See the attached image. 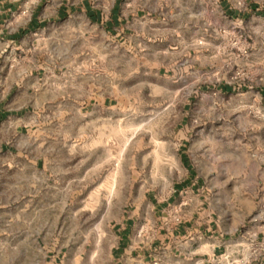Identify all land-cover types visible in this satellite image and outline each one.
<instances>
[{
    "label": "rangeland",
    "instance_id": "374dc122",
    "mask_svg": "<svg viewBox=\"0 0 264 264\" xmlns=\"http://www.w3.org/2000/svg\"><path fill=\"white\" fill-rule=\"evenodd\" d=\"M62 1L78 12L60 19ZM84 1L104 22L121 4L126 31L99 36ZM34 15L40 26L27 30ZM75 81L115 107L83 128H29L30 149L39 131L50 137L58 179L0 171V264H112L114 221L146 212L149 195L168 199L187 174L182 154L206 207L253 218L264 191V0H0V96ZM244 236L230 263L264 264V228Z\"/></svg>",
    "mask_w": 264,
    "mask_h": 264
},
{
    "label": "crops",
    "instance_id": "0c3cea01",
    "mask_svg": "<svg viewBox=\"0 0 264 264\" xmlns=\"http://www.w3.org/2000/svg\"><path fill=\"white\" fill-rule=\"evenodd\" d=\"M67 5L64 1L58 5L57 16L60 19H64L69 12H78V7ZM82 6L88 18L85 24L93 25L91 28L98 31L99 36L106 38L109 34L117 38L126 31L120 19L121 4L115 3L111 17L105 22L99 10L85 1ZM40 23L34 15L27 30L35 29ZM40 74L44 75V72ZM37 80L45 82L44 77ZM75 82L70 91L59 85L57 91L42 87L31 95L22 88L14 92L8 90L0 96L1 172L25 174L28 167H33L36 173L42 175L44 182H52L55 174L58 179V171L52 170L53 166H58V160L45 146L50 137L44 131H39L42 146L36 150L30 149L25 142L31 136L29 128L35 122L39 124V129L48 123H76L83 128L89 125L92 115L97 114L98 120H104L106 113L115 107L112 100L92 94L89 83L85 86L83 81L81 84ZM80 93L83 94L82 98L79 97ZM38 94L44 96L41 102L35 100ZM54 152L57 154L58 150ZM181 157L187 174L182 182L174 184L168 199L158 201L155 206L149 195L145 201L146 212L137 207L124 210L114 221L112 264H231L234 248L243 246L245 233L259 229L252 219L240 222L236 215L224 217L218 208L206 207L204 186L195 170L186 164L185 156L182 154ZM259 201L253 206L254 211ZM175 217L179 218L178 222ZM235 233H241L237 245L232 238Z\"/></svg>",
    "mask_w": 264,
    "mask_h": 264
},
{
    "label": "built area",
    "instance_id": "2783aa9c",
    "mask_svg": "<svg viewBox=\"0 0 264 264\" xmlns=\"http://www.w3.org/2000/svg\"><path fill=\"white\" fill-rule=\"evenodd\" d=\"M175 221L178 222L179 218L175 217ZM252 222L259 228V230H262L264 228V193L260 198L259 205L255 212V215L252 218Z\"/></svg>",
    "mask_w": 264,
    "mask_h": 264
},
{
    "label": "trees",
    "instance_id": "16d2710c",
    "mask_svg": "<svg viewBox=\"0 0 264 264\" xmlns=\"http://www.w3.org/2000/svg\"><path fill=\"white\" fill-rule=\"evenodd\" d=\"M119 1H121V0H119ZM253 9H254V11L257 9V6L256 5H254L253 6ZM226 14L228 15V16H230V17H235V16H237V13L235 12V11H231V10H227L226 11ZM260 14H262V13H260ZM221 89L222 90H224V91H226V92H232V87L231 86H228V85H224V86H222L221 87Z\"/></svg>",
    "mask_w": 264,
    "mask_h": 264
}]
</instances>
